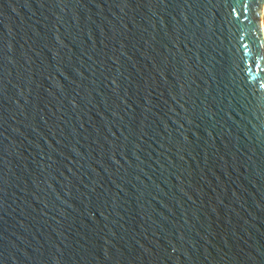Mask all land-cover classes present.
Returning <instances> with one entry per match:
<instances>
[{
	"label": "water",
	"instance_id": "water-1",
	"mask_svg": "<svg viewBox=\"0 0 264 264\" xmlns=\"http://www.w3.org/2000/svg\"><path fill=\"white\" fill-rule=\"evenodd\" d=\"M264 0H0V264H264Z\"/></svg>",
	"mask_w": 264,
	"mask_h": 264
},
{
	"label": "rangeland",
	"instance_id": "rangeland-1",
	"mask_svg": "<svg viewBox=\"0 0 264 264\" xmlns=\"http://www.w3.org/2000/svg\"><path fill=\"white\" fill-rule=\"evenodd\" d=\"M262 25L264 26V14H263V18H262Z\"/></svg>",
	"mask_w": 264,
	"mask_h": 264
},
{
	"label": "bare ground",
	"instance_id": "bare-ground-1",
	"mask_svg": "<svg viewBox=\"0 0 264 264\" xmlns=\"http://www.w3.org/2000/svg\"><path fill=\"white\" fill-rule=\"evenodd\" d=\"M263 12H264V9H263ZM263 29H264V26H263Z\"/></svg>",
	"mask_w": 264,
	"mask_h": 264
}]
</instances>
